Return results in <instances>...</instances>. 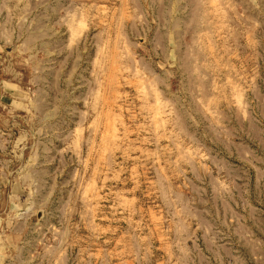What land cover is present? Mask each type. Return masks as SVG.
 Listing matches in <instances>:
<instances>
[{"label": "rangeland", "instance_id": "obj_1", "mask_svg": "<svg viewBox=\"0 0 264 264\" xmlns=\"http://www.w3.org/2000/svg\"><path fill=\"white\" fill-rule=\"evenodd\" d=\"M182 2L0 0V264L25 263L16 217L30 264H184L172 219L211 185L261 219L264 0L210 4L203 57L175 64L160 16Z\"/></svg>", "mask_w": 264, "mask_h": 264}, {"label": "crops", "instance_id": "obj_2", "mask_svg": "<svg viewBox=\"0 0 264 264\" xmlns=\"http://www.w3.org/2000/svg\"><path fill=\"white\" fill-rule=\"evenodd\" d=\"M210 4L218 5L219 0H183L180 4H163V8L169 7V11L160 16L162 21L157 45L169 50L170 62L175 59L176 64L182 58L189 64L195 56L203 57V50L209 44L199 36L203 37L202 34L209 31L211 16H225L224 10L219 7L211 15ZM237 187L211 185L208 193L213 199L203 202L197 215L185 208V219H172L175 228L171 229L169 250L172 254L185 257L184 264H264V211L259 220L257 199L252 201L251 196L244 198L241 208V196L234 193ZM28 218L16 217L14 229L9 234L16 241L10 243L8 249L11 251L14 248L16 253L12 254L25 258L24 264H30L33 254L28 228L32 223ZM42 256L43 264H49V250H43Z\"/></svg>", "mask_w": 264, "mask_h": 264}]
</instances>
